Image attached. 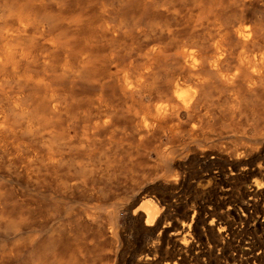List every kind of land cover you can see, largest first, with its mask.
<instances>
[{
  "label": "rangeland",
  "instance_id": "1",
  "mask_svg": "<svg viewBox=\"0 0 264 264\" xmlns=\"http://www.w3.org/2000/svg\"><path fill=\"white\" fill-rule=\"evenodd\" d=\"M197 1L0 0V33L25 15L31 51L9 70L0 100L24 96L39 120L26 133H0V264H264V91L248 96L249 110L222 101L206 132L169 137L161 125L140 140L128 106L147 99L125 94L113 75L140 67V30L182 23L161 4L183 10ZM203 1L225 7L226 18L242 4L264 22V0ZM105 16L126 31L104 37ZM88 41L87 70H55L68 54L82 65ZM49 53L50 68L42 62ZM172 59L161 60V82ZM23 73L46 84H22ZM52 91L62 97L57 111L44 101ZM98 96L114 109L102 128ZM145 196L162 206L151 225L142 210L133 213Z\"/></svg>",
  "mask_w": 264,
  "mask_h": 264
},
{
  "label": "bare ground",
  "instance_id": "2",
  "mask_svg": "<svg viewBox=\"0 0 264 264\" xmlns=\"http://www.w3.org/2000/svg\"><path fill=\"white\" fill-rule=\"evenodd\" d=\"M149 1L142 0L143 5ZM159 10L172 12L182 23L140 30L143 35L140 67L133 68L129 64L113 72L125 94L131 97L138 94L147 99L141 107L134 103L128 106V111L139 121L136 131L142 137L140 140L155 133L161 125H165L164 130L169 137L182 136L185 131L192 135L206 132L215 123L216 111L222 101H229L233 112L235 108L249 110L248 96L264 91V22L258 17H247L242 4L232 7L231 10H235V14L230 18L224 16L225 7H218L214 2L207 3L203 0L188 5L183 10H174L163 3ZM109 11L108 6L103 7L104 14ZM9 23L10 27L0 33V87L10 79H7L9 70L18 72L21 62L26 59L29 61L28 57L31 56L26 44L27 38L25 39L28 31L27 17L17 13ZM94 23L96 25L97 22ZM101 27L104 37L109 36L110 39H115L121 32L126 31L121 21H112L109 16H105ZM0 29L3 30L2 27ZM94 47L93 42L88 41L87 48L80 53L84 63L80 65L78 62L79 67L73 62L74 56L68 54L65 59H61H64L62 63L55 66V70L62 74L85 71L86 58ZM165 55H172L173 59L170 65L163 69L164 79L161 82L158 68ZM51 60L52 55L49 53L44 56L42 62L49 67L54 63ZM33 75L19 74V81L22 84H46L45 77ZM78 75L80 77L81 74ZM184 87L188 88L187 93ZM44 101L56 111L62 106V97L54 91L47 93ZM98 102L100 106L95 126H107L112 121L114 109L104 103L102 96H98ZM13 113L20 116L18 124L13 125L11 121ZM35 113L22 95L9 96L6 101L0 100V133L17 130L23 132L30 126H36L38 119ZM26 132L28 131L25 130ZM140 200L133 213L142 210L145 224L151 225L160 215L162 206L151 196Z\"/></svg>",
  "mask_w": 264,
  "mask_h": 264
}]
</instances>
